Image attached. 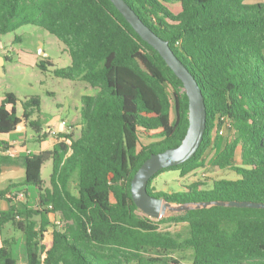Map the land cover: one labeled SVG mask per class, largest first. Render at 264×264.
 Returning <instances> with one entry per match:
<instances>
[{
	"label": "trees",
	"instance_id": "trees-1",
	"mask_svg": "<svg viewBox=\"0 0 264 264\" xmlns=\"http://www.w3.org/2000/svg\"><path fill=\"white\" fill-rule=\"evenodd\" d=\"M124 1L193 75L206 111L196 152L157 171L147 192L174 204L264 203V5ZM27 24L54 35L70 56L67 66L55 67L41 55L37 67L82 80L97 93L81 98L84 125L76 137L58 132L60 141L50 150L0 155V170L8 164L24 168L20 181L0 189V199L9 203L0 212V230L10 223L22 232L25 264H264V208L212 204L154 219L133 202L130 181L140 164L151 153L177 146L185 135L188 98L182 81L113 3L0 0V34ZM17 102L13 92L3 95L0 134L29 126L37 141L47 136L33 117L40 111L39 96L22 99L20 115ZM220 136L223 145L210 160L220 176L201 175L175 191L154 190L152 182L163 171L185 176L203 167L205 152ZM49 159L46 185L41 169ZM29 187L37 192L34 209L15 199ZM168 222L185 223L187 234L162 231L160 225ZM15 242L2 240L0 264H17Z\"/></svg>",
	"mask_w": 264,
	"mask_h": 264
},
{
	"label": "rangeland",
	"instance_id": "rangeland-1",
	"mask_svg": "<svg viewBox=\"0 0 264 264\" xmlns=\"http://www.w3.org/2000/svg\"><path fill=\"white\" fill-rule=\"evenodd\" d=\"M15 34L20 37L19 41H14ZM40 53L48 56L55 67H65L70 63V56L64 45L54 35L39 26L27 24L19 27L15 33L0 34V97H3L6 92H13L18 98L19 102H17L16 107L20 112L22 99L39 96L41 99L40 111L33 117H38L42 123H49L53 119L60 120L62 118L67 121L68 125L75 121L84 125L80 116L81 98L83 95H95L97 88L82 80L57 77L50 68L42 71L36 65L38 57L41 56ZM44 128L47 129V125ZM80 130L78 129L76 134ZM12 133L15 138L25 135L29 148L35 150L39 147L35 132L31 127L26 126L20 130H15V132L12 131ZM142 141L147 142L149 140L143 138ZM223 142L224 136H220L216 139L215 146L205 152L203 167L185 176H180L178 170L163 171L153 180L152 187L155 191L170 192L182 189V185L198 180L201 175L220 176L219 170L210 164V160L223 145ZM51 168L52 162L49 159L44 162L41 173L42 178L47 182ZM28 191L32 194L30 205L33 207L37 195L31 187L28 188ZM173 213L172 210H167L164 216ZM11 226L8 230L5 229L3 234L8 236L13 229ZM160 229L173 235L185 236L188 227L185 223L168 222L161 224ZM11 235L19 242L21 241V235L17 231ZM23 250L20 244L14 246L13 254L14 252L16 254L14 256L24 255Z\"/></svg>",
	"mask_w": 264,
	"mask_h": 264
},
{
	"label": "water",
	"instance_id": "water-1",
	"mask_svg": "<svg viewBox=\"0 0 264 264\" xmlns=\"http://www.w3.org/2000/svg\"><path fill=\"white\" fill-rule=\"evenodd\" d=\"M115 8L123 15L134 31L151 45L164 59L173 73L182 81L183 89L188 98V126L185 135L177 146L166 148L157 153H151L137 168L130 181L131 198L144 215L158 219L167 210L179 212L190 208L207 207L212 204L264 208L262 202L251 201H215L198 202L193 204H174L161 197H155L147 192L148 180L160 169L178 165L189 159L200 145L205 130L204 96L193 75L177 58L166 40L153 32L133 11L124 0H110ZM45 55L44 53H40Z\"/></svg>",
	"mask_w": 264,
	"mask_h": 264
},
{
	"label": "crops",
	"instance_id": "crops-1",
	"mask_svg": "<svg viewBox=\"0 0 264 264\" xmlns=\"http://www.w3.org/2000/svg\"><path fill=\"white\" fill-rule=\"evenodd\" d=\"M247 2H249V3L260 2V3H262L264 5V0H247ZM1 99H2V97H0V102H1ZM16 109H17V107H16ZM17 112H19L18 109H17ZM20 113H21V109H20V112L18 114L20 115ZM59 121L60 120L53 119L49 123H42V125L43 126L54 125L57 128L58 132H64L62 127L59 125ZM82 126H83V124H81L78 121H75L73 124H69L68 125V131H69V133H72L76 137L79 134V133L76 134L77 130L78 129L80 130V128ZM21 128H24V127H21ZM21 128H19L17 130H20ZM1 141L3 143H1ZM58 141H60L59 137L52 136V135L48 134L47 136L42 137V138H40L39 141H37L38 144H39V147L37 149L33 150V149H31V148H29L27 146V137L25 135L23 137L15 138V137H13V133L12 132H10L8 134H3V135L0 134V155H1V153H8V154H11V155H14V156L18 157L19 155L24 154V153H26L28 151H30V152H38V151H41V150H50V149L53 148V146ZM67 141L68 140H66V142ZM41 173H42V169H41ZM23 176H24V168L21 165L8 164V165L2 166V169L0 170V189L4 188L10 181H12V182L20 181L23 178ZM42 179L45 181V184L48 185V182L44 178H42ZM34 192L37 195V192L36 191H34ZM31 195H32L31 192L28 191L27 195L24 194L23 199L18 201V204L26 205L27 208H31V209L32 208L33 209L36 208V203L35 202H34V206L33 207L30 205L32 203V201H31L32 196ZM36 200H37V196H36ZM8 206H9L8 202H6L5 200H1L0 199V212L1 211H5L8 208ZM36 219H37V217H36ZM48 219L52 223H58V219H57V217L54 214H48ZM9 226H11V224L10 223H6L3 226L2 230H0V245L2 244V240L8 239V238H12L13 236L11 234H13L14 232L17 231L19 233V235H21V238H20L21 241L19 242V240L16 239V242L12 244V249L14 251V246L19 245V244L23 248V246H24L23 235H22V232L19 229L15 228L14 226H11L13 229H11L10 234L8 236H7V234H3V231L5 232V229L8 230ZM14 254H15V252H14ZM23 254L24 255H22V256L20 255L19 257L18 256H14L16 258V260H17V264H25V253H24V250H23Z\"/></svg>",
	"mask_w": 264,
	"mask_h": 264
},
{
	"label": "built area",
	"instance_id": "built-area-1",
	"mask_svg": "<svg viewBox=\"0 0 264 264\" xmlns=\"http://www.w3.org/2000/svg\"><path fill=\"white\" fill-rule=\"evenodd\" d=\"M59 125L64 130V133H69V131H68V123H67V121L65 119H60ZM46 130H47L48 134L52 135V136H56L57 133H58V130H57V128L54 125H50L49 127H47ZM224 131H225L224 127L218 129V133L220 135H223L225 133ZM23 197H24V193L22 191H19V192L16 193L15 199L17 201H20L21 199H23ZM16 217L18 218V216H16Z\"/></svg>",
	"mask_w": 264,
	"mask_h": 264
}]
</instances>
